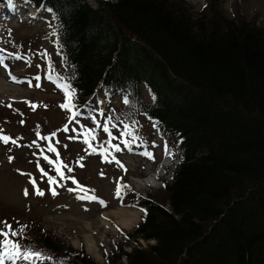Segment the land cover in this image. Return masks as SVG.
Here are the masks:
<instances>
[{"label": "trees", "instance_id": "1", "mask_svg": "<svg viewBox=\"0 0 264 264\" xmlns=\"http://www.w3.org/2000/svg\"><path fill=\"white\" fill-rule=\"evenodd\" d=\"M17 1L54 18L64 62L47 59L45 69L74 90V111H92L97 93L120 96L111 124L123 130L143 117L181 150L156 194L121 184L142 211L123 233L139 248L119 246L106 264H264V26L230 17L221 0L198 12L187 0ZM10 225L26 226L11 239L46 263L96 264L35 222Z\"/></svg>", "mask_w": 264, "mask_h": 264}, {"label": "rangeland", "instance_id": "2", "mask_svg": "<svg viewBox=\"0 0 264 264\" xmlns=\"http://www.w3.org/2000/svg\"><path fill=\"white\" fill-rule=\"evenodd\" d=\"M6 1L15 16L0 8V56L6 57L5 63L8 65V69L0 66V130L16 139L19 146L0 142V221H7L8 224L35 222L66 246L82 249L96 264H106L105 257L117 251L119 246L124 252H131L138 247L123 233L134 230L141 221L142 211L131 196L125 195L124 187L130 185L135 193L142 196L156 194L162 190L164 183L170 181L174 161H181V150L172 147L168 136L143 117H135L134 123L128 127L135 132V136L141 138L128 140L131 143L126 147L124 141L127 140L125 133L128 128L121 123L118 126L121 125L123 130H119L116 124H111L107 119L111 109L124 106L120 96L110 100L97 93L93 110H78L80 115L69 123V114L60 107L65 99L64 91L58 87L61 82L53 74L48 79L49 71L45 69L47 59H51L57 67L64 62L55 45L57 24L54 18L49 12L34 9L27 3L20 2L17 5L11 0ZM206 1L187 0L194 12L201 10ZM221 1L222 9L230 17L240 15L264 26V0ZM87 2L96 8L95 0ZM15 56L21 58L16 59ZM9 70L20 82L10 78ZM37 76L40 77L39 81L35 79ZM28 81H31V86ZM140 89L143 99L152 102V95L144 87ZM62 124L67 125L68 131H63L62 127L60 129ZM105 126L109 128L110 134L104 131ZM89 129H95V138H89L92 147L84 142L86 137L81 134ZM78 134H81L78 138L70 139ZM49 136L50 141L41 139ZM109 140L110 144L107 143ZM49 144L57 152L48 151ZM100 145L108 152L104 153ZM113 145H118L121 151H116ZM45 156L56 164L62 161L71 168L70 172L68 168H62L65 176L74 177L83 187H78L72 179H61L55 171L56 164H50L44 159ZM10 157L14 159L10 160ZM41 168L48 176L56 177L58 183L50 185L48 176L41 173ZM151 175L156 176V186H135V180H144ZM33 178L44 195L36 194V188L31 183ZM121 184L124 187L121 188ZM52 188H55L57 195L52 194ZM25 189L28 195H25ZM93 195L98 199L80 198ZM120 211L138 212V220L133 222L131 228L119 225L116 214ZM3 227L0 224V228ZM86 236L95 243L91 251L88 250ZM3 239L0 236V240ZM138 241L143 249L155 244L154 241ZM5 264L12 262L5 261ZM16 264L32 262L19 260ZM35 264L49 263L40 259ZM120 264H126L124 257Z\"/></svg>", "mask_w": 264, "mask_h": 264}, {"label": "snow or ice", "instance_id": "3", "mask_svg": "<svg viewBox=\"0 0 264 264\" xmlns=\"http://www.w3.org/2000/svg\"><path fill=\"white\" fill-rule=\"evenodd\" d=\"M14 58L20 59L21 57L15 56ZM5 59H6V57L0 56V66H3L5 69H8V65L5 63ZM53 73H54V68L50 64L49 65L48 79L52 78V74ZM8 74H9L10 78L14 82H20L15 76L12 75L10 70H9ZM35 79L37 81H39L40 77L37 76V77H35ZM58 80H59V77H58ZM28 83L31 86V81H28ZM36 86L39 87V84H37ZM58 87H61L62 90L65 93L66 102L64 104H62L61 107L71 112V116L69 117V123H71L73 120L76 119V117L78 115H80L79 112L74 111V109L76 108V105L73 103V100L75 98V92H74L73 89H71V86L69 84H67V83H58ZM125 103H127V100H125ZM31 106L33 108L35 107V105H31ZM101 115H103V113H101ZM111 119H112L111 117H108L109 121H111ZM21 123H23V121H21ZM63 131H65V132L68 131L67 125H65ZM104 131L105 132H109V134H110V130H109V128L107 126L104 127ZM94 133H95V129H89V130H86L84 133H81L82 135H84L86 137L84 142L88 143L89 147H92L89 138L94 139L95 138L94 137ZM81 134H78L77 137H70V139H76ZM52 135L54 136L55 133H53ZM125 135H132L133 136V141L136 140V139H139V137L135 136L131 132H126ZM41 139H46V140L50 141L51 140V136H49V137H41ZM0 142H3L5 144L12 143V144H16L17 146H19L18 145V141L16 139L4 134L2 130H0ZM33 143H35V142H33ZM107 143L110 144L111 140H109ZM130 143L131 142L128 141V140L124 141V144H125L126 147L130 146ZM100 147H101V149H102V151L104 153L108 152V149L104 148L103 145H100ZM112 147L115 148L116 151H121V149L119 148L118 145H113ZM47 150L51 151V152H57L56 148L54 146H52L51 144H49V147H48ZM165 150H166V153H167L168 152L167 146H166ZM93 151H95V149H93ZM57 155H58V153H57ZM9 159L10 160L14 159V157H10ZM44 159L48 160L50 164H56L55 161H52L47 156H45ZM117 163H119V162L117 161ZM62 168H68V166L64 165L62 161L59 164H56L55 171L57 172V174L59 175V177L61 179H72L73 183H76L78 187H80V188L83 187V186L78 184V182L75 180L74 177H66L64 171L62 170ZM71 170H72L71 168H68L69 172ZM40 171H41V173L44 176H48V174L46 172H44L43 168H41ZM31 183L36 188V194L37 195H40V196L44 195V192L42 190H40L39 187L36 185V181H35L34 178L31 180ZM48 183L50 185H52V184H57L58 181H57L56 177L48 176ZM61 186H63V185H61ZM69 190L70 191H74V189H69ZM51 191H52L53 195H57V193L55 191V188H52ZM85 191H87V190H85ZM119 194H120V189L118 188L117 189V195L119 196ZM25 195H28L27 189H25ZM80 198L81 199H84V198L98 199L94 195L91 196V197L82 196ZM0 224L4 225L3 228H0V236L4 237L3 240H0V264H5V261H11L12 264H16V262L19 261V260L31 261L32 264H35V262L37 260H40V259L44 258L43 254L40 253V252H35V251H32V250H28L26 252L23 251L21 245L16 240H13V239L10 238V237L19 236L25 230L26 226H20L19 231H17V230H14L12 228V226L7 223V221H0ZM5 229H7V230H5ZM49 259H51V258H49Z\"/></svg>", "mask_w": 264, "mask_h": 264}, {"label": "bare ground", "instance_id": "4", "mask_svg": "<svg viewBox=\"0 0 264 264\" xmlns=\"http://www.w3.org/2000/svg\"><path fill=\"white\" fill-rule=\"evenodd\" d=\"M0 3L4 5V10H6L7 5H5V0H0ZM135 186L137 188H145L147 186L148 187L156 186L154 175L153 176L151 175L144 180H135ZM138 215H139L138 212H135V211L134 212L120 211L116 214V217L118 218L117 220L119 222V225H121L123 228H128L133 224L134 221L138 220ZM86 237H87L86 241H87L88 250L91 251L95 247V243L89 236H86Z\"/></svg>", "mask_w": 264, "mask_h": 264}]
</instances>
